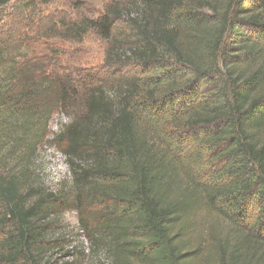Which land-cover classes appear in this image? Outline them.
Wrapping results in <instances>:
<instances>
[{
    "label": "trees",
    "instance_id": "16d2710c",
    "mask_svg": "<svg viewBox=\"0 0 264 264\" xmlns=\"http://www.w3.org/2000/svg\"><path fill=\"white\" fill-rule=\"evenodd\" d=\"M31 9L0 0V140L19 161L0 160V264H41L54 249L60 208L30 200L20 166L76 93L37 64ZM87 31L105 43L109 67L137 71L85 90L88 115L63 131L69 168H93L89 182L74 172V186L114 205L101 226L112 264H264V0H113L67 34ZM79 145L95 156H72ZM205 155L219 167L203 181ZM200 203L228 226L204 256L186 254L182 235Z\"/></svg>",
    "mask_w": 264,
    "mask_h": 264
},
{
    "label": "rangeland",
    "instance_id": "374dc122",
    "mask_svg": "<svg viewBox=\"0 0 264 264\" xmlns=\"http://www.w3.org/2000/svg\"><path fill=\"white\" fill-rule=\"evenodd\" d=\"M25 1L32 6L26 14V20L28 28L33 30H29V36L37 48V64L41 65L43 62L48 75L60 73V76L66 77L70 87L74 82L76 91L65 107L52 114L36 151L32 154L27 152L21 161L23 167L19 165L25 178L30 180L25 188L30 194V200H36V197L32 198L36 194L48 201L56 200L60 208L48 232L51 234L49 240L53 242L54 249L43 256L41 264H112L107 253L111 243L101 226L108 210H113L114 205L111 201L98 203L99 197L94 193L78 191L74 186V172L82 181L89 182L94 176L93 168L80 166V170L74 168V171L69 168L67 152L70 142L63 131L73 117L88 115L89 110L83 109L85 106L80 99L85 90L87 93L97 85L103 86L98 80H113L118 83L133 80L137 77V71L129 66L117 68L118 71L109 67L104 61L106 45L94 31H87L81 36L67 34L73 25L82 20L101 16L104 6L113 0ZM118 32L122 30L119 29ZM121 35L118 38L124 37ZM112 84L104 86L110 97ZM0 142L3 143L4 139ZM10 150L11 143H3L0 146V160L4 157V166L14 167L19 162L18 156L10 154ZM95 154L90 147L79 145L72 156L87 161ZM209 158L205 155V164L198 167V171L203 169V181L210 175L213 166L216 167L214 171L219 167L218 162L206 165ZM227 230L228 226L221 216L202 203L195 205L194 210L185 218L182 231L186 254L204 256L209 252L213 238L221 237Z\"/></svg>",
    "mask_w": 264,
    "mask_h": 264
}]
</instances>
